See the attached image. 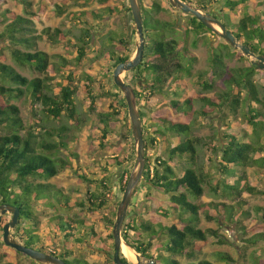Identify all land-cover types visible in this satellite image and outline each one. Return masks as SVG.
<instances>
[{"label": "trees", "instance_id": "1", "mask_svg": "<svg viewBox=\"0 0 264 264\" xmlns=\"http://www.w3.org/2000/svg\"><path fill=\"white\" fill-rule=\"evenodd\" d=\"M77 1L63 0L62 5L73 4ZM185 1L201 10L213 13L207 6L208 0ZM217 1L220 3L219 8L222 13V17L219 18L226 28L232 31L240 41L247 44L253 52L264 55V0ZM4 3L6 0H0V21L2 23L0 50L7 49L11 59L16 64L20 67H27L43 75V77L28 78L18 72L13 65L4 62V57L0 61V204L10 203L19 208L20 215L15 232L18 235V240L24 245L58 256L68 264H98L88 262L83 258L72 257V251L64 247L59 253L48 250L41 243L37 244L39 237L35 234V229L19 227L24 220H35V213L32 210L33 201L48 196L52 188L50 183L35 182L34 179L48 180L58 175L62 168L68 166L62 158L54 156V153L60 148L67 147V143L64 141V131L68 128L62 125L57 129V132L47 130L44 134L39 133L35 129L37 124L27 126L21 117L19 107L10 101L28 95L30 105L36 106L33 108V115L40 120H42V113L45 119L47 117L57 120L64 115L69 121H77L78 117L73 97L76 92L73 85L74 73L69 71L65 83L60 86L58 93H51L49 84L51 79L49 75L53 66L50 62L51 57L48 53L37 48L38 42L44 36L36 34L37 30L32 18L18 14L9 8L3 9ZM24 3L28 4L29 2ZM167 3L171 6L168 0ZM248 4L254 9V13L245 11L237 20L230 18L228 12L235 10L238 6L246 7ZM155 6L157 10L163 9L160 4L156 3ZM107 9L111 13L114 10L111 7ZM141 9L146 38L144 61L127 72L132 75L131 77L136 82L132 86L136 93L138 105H141V99L144 95L141 91L136 90L137 87L143 86L142 89L148 91L149 97L147 99L150 100L156 92L163 89L164 84L169 77L173 76L174 72L190 74L193 63L196 61L194 54L186 48H179L181 44L176 39L165 40L163 38L164 31L174 26L172 23L153 18L142 5ZM64 10L65 8L60 4L55 12L62 14ZM126 10L131 14L129 5ZM78 15L98 17L97 14L85 11L78 12ZM215 16L218 17V15ZM189 17V24L186 27L189 31L196 35H200L204 30L210 31L194 16L189 14ZM82 23L84 27L75 44L77 61H82L89 51H93L95 57H98V51L92 50V43L94 34L99 33L97 25L100 24L99 22H88L87 17ZM132 28L135 30V26ZM150 31L153 32L154 36H151ZM42 33L56 43L70 42V39L58 28L52 32L49 28H45ZM107 40L112 43L116 41L113 34L108 35ZM118 41L126 47L129 44L127 40L122 38ZM126 47L122 48L120 54H115L112 51L107 52L112 61L113 70L118 63L126 62L131 58V53ZM226 48L232 47L226 42L223 45L212 46L211 63L213 75L222 80L227 86V90L220 92L216 98L201 97L203 108L200 110L202 114L206 115L211 112L205 108L222 111L228 105V109L235 113L239 106L244 104L247 109L246 123L249 127L243 129L242 132H223L221 134L223 141L213 148L215 168L223 174L224 178H217L212 189L215 195L224 197V202L198 204L189 199V197L199 199L204 193V185L207 181L206 175L196 163L197 143L200 139L191 136L190 122L153 114L149 117L151 120L154 119L156 125L153 132L147 135L146 128L143 126L146 164L139 185L141 183L148 191L144 200H141L138 205L131 203L132 209L130 208L126 213L121 235L136 253L153 259L158 264H183L174 257L184 255L192 258L195 256V251L201 250V247L208 242L210 237H221L216 229L200 227L202 207H206L205 217L208 221H232L239 224L238 230L241 231L242 235H245L250 226L245 223L242 224L243 222L240 223L242 220L238 216L246 218L250 215V211L243 194H264V190L252 187L247 182L242 183L246 178V168L264 164V156L254 157V154L262 155L264 153V86H259L254 79V75L261 70L253 67L241 52H237V55L246 60L247 64L241 67L227 68L225 59L233 55L234 52H227L225 51ZM61 59L63 63L59 64L60 69H65L68 61L65 58ZM56 69L60 70L59 67ZM105 75L109 76L107 73ZM84 77L87 80L85 91L92 112H97V98L108 96L112 99L110 111L97 112L98 120L102 124L101 138L105 139L111 131L112 122L117 119L116 116L121 111L124 110L125 112L124 122L128 120L125 98L115 84L116 91L103 90L95 94L91 88L95 82V76L87 72ZM175 77L176 75L173 76V78ZM198 77H203V74L200 73ZM180 80H175L178 85H181ZM99 83L102 87L101 81ZM202 85L205 89H212L214 87L213 78L209 82L203 81ZM242 91L245 92L243 97L240 96ZM173 93L177 94L176 91ZM170 104L172 111L177 112L182 107L183 114L192 115V97L183 100L181 104L178 100L173 99ZM140 116L141 121H143L146 114L140 111ZM129 133L132 139L128 158L134 159L136 150L131 126ZM54 134H57L59 141L49 140ZM153 145H157L158 148L154 158L148 154L149 147ZM113 160L117 165H123L126 159H120L117 156L110 161ZM129 174L130 172L128 175H122L119 179L121 182L125 179L122 191H124ZM81 177L85 178V175H81ZM228 177H232L233 182H229ZM139 185L136 192H139ZM99 187H103L105 191L109 190L107 189L109 188L108 180L105 176L100 180ZM151 188L167 195V199L158 200L149 191ZM88 201L90 211L101 209L106 203V194L100 189H95L89 193ZM143 201H146L145 206H143ZM226 201H233L234 205L228 204ZM236 207L239 209L237 213H234ZM53 208H55L54 205ZM254 209L260 215L255 218L256 221H261L264 226L263 209L259 206ZM105 219L108 225H113L114 220L112 218ZM61 229L63 232L65 231L64 235L68 240L73 237L76 227L71 225V221L64 220ZM91 231L93 234L95 233L94 230ZM0 233L3 234L2 225H0ZM107 236L111 240L110 245L100 236L93 235L91 239L97 243L98 249L107 256L108 260L116 264L113 260L115 249L112 228H110ZM160 238L161 241L153 245L152 240ZM0 241L5 247L3 250L0 249V264H18L16 257L20 253L5 245L1 238ZM218 241L219 243L226 242L220 238ZM242 243L245 245H238L239 264H247L248 259L251 260V264H264V246L258 248L261 252L260 255H256L255 250L247 253L249 248L257 246L258 243L264 245V229L249 238H243ZM151 248L159 251V253L153 256L149 252ZM219 257L225 261H234L229 254L224 252H220ZM121 261L123 263L128 262L122 256ZM196 264L214 263L204 259Z\"/></svg>", "mask_w": 264, "mask_h": 264}, {"label": "rangeland", "instance_id": "2", "mask_svg": "<svg viewBox=\"0 0 264 264\" xmlns=\"http://www.w3.org/2000/svg\"><path fill=\"white\" fill-rule=\"evenodd\" d=\"M24 2L29 3L25 4ZM62 3L63 0H6V3L2 5L3 9L9 8L18 14L32 18L37 30L36 34H42L44 36L43 39L38 42L37 48L48 53L51 57L50 62L53 64L49 75V77H51L49 80L51 93H58L60 86L65 83V78L69 71H72L75 75L73 85L76 88L73 97L78 117L77 121H69L64 115L57 120L47 117L45 119L43 113L41 114L42 120L35 118L33 115V108L36 106L30 105L28 95L10 101L19 107L21 117L27 126H35V124H37L35 129L39 133L44 134L47 130L57 132V129L62 125L68 128L64 131V141L67 143V147H62L54 153V156L62 158L67 162L68 166L62 168L58 175L48 180L41 178L34 179L35 182H48L52 185V188L48 196L33 201L32 210L35 213V220H24L19 227L35 229V234L39 237L37 244L41 243L43 247L48 250L59 253L64 247L72 251V257L83 258L88 262H96L98 264H113L112 261L108 260L107 256L98 249L97 243L92 240L91 237L93 235L97 237L100 236L107 241L108 245L111 244V240L107 235L112 226L108 225L105 218H112L115 220L116 209L122 198V187L125 180L123 179V182H121L119 179L122 175H128V172L131 171L136 152L134 154V159L128 158L132 139L129 133L131 123L129 115L128 120L124 122V110L121 111V113L116 116L117 119L112 122L111 131L107 134L106 138H101L102 124L98 120L97 112L110 111L112 99L108 96L97 98V112H92L89 108L90 102L85 91L87 80L84 76L87 72L95 76V82L91 86L95 94L103 90L116 91L112 80V61L107 52L112 51L115 54H120L122 48L126 47L124 44L121 45L118 41L122 38L129 42L126 48L128 52L131 53V56H133L136 50L138 37L136 30L132 28L134 22L132 21L131 14L126 10V7L129 5L128 0H78L76 3L68 5H62ZM140 3L153 18L164 22H170L174 25L169 30L164 31L163 38L165 40L171 38L176 39V41L181 44L179 48H186L196 57L190 74L174 72L173 76L176 75V77H169L163 89L156 92L150 100L147 99L149 94L147 90L142 89L143 86L136 88L137 91H141L142 95H144L141 99V105H138L139 111L146 114V117L142 121V128L143 126L146 128L147 135L153 132L156 125L154 124V119L151 120L149 118L153 116V114L166 116L174 120L180 119L190 122L192 127L191 136L200 139L197 143L198 152L196 163L206 175L207 181L204 185L203 195L199 199L191 197H189V199L198 204L224 202V197L215 195L212 189L217 178H224L223 174L215 168L216 163L214 160L213 148L223 141L221 137L223 132H242L243 129L249 127L246 123L247 109L244 104H241L235 113L228 109V105H226L222 111L204 107L207 111L211 112L206 115L202 114L200 110L203 108L201 97L216 98L220 92L227 90V86L222 80L213 75L211 63L212 46L223 45L225 40L210 31L207 32L204 30L205 32L203 31L200 35H196L194 32L189 31L186 28L189 24V14L176 10L167 3V0H140ZM156 3L160 4L163 9L157 10L155 6ZM60 4L65 8L62 14L55 12ZM207 6L213 11V13H210L222 17L219 8L220 3H218L217 0H208ZM108 7L114 8L112 13L107 9ZM80 11L97 14L98 17L95 18L91 15L79 16L78 12ZM245 11L254 13V9L248 4L246 7L238 6L235 10L228 12V14L232 20H237ZM86 17L88 22H99L100 24L97 25L99 33L94 34L92 43V50L98 51V57H95L93 51H89L82 61H77L75 44L84 27L82 22H84ZM45 28H49L50 32L55 28L60 29L64 35L70 39V42H53L46 34L42 33ZM1 30L2 23L0 21V31ZM110 34L114 35L116 40L114 43L107 40ZM150 34L154 36L151 31ZM225 51L234 52L233 55L225 59L227 68L241 67L247 64L246 60L237 55V52H240L239 50L232 47L226 48ZM3 57L4 62L13 65L22 75L28 78L43 77V75L27 67H20L16 64L11 59L7 49L3 51L0 50V61ZM61 58H65L68 61V65L65 69H60L59 64L63 63ZM56 67H59L60 70H57ZM106 73L109 76H106ZM200 73L203 74L201 78L198 77ZM131 76L132 75L127 72L121 74V77L126 83L130 81V85L133 83L136 84ZM211 78H213L214 87L212 89H205L202 85L203 81L209 82ZM179 79H181V85H178L175 81ZM254 79L259 86H264L263 71L256 73ZM100 81L103 88L100 86ZM174 91H176L177 94H174ZM244 95L245 92L242 91L240 96L243 97ZM189 97H192L193 105L191 116L183 114L182 107L179 108L177 112L171 110V100L176 99L181 104L183 100ZM38 108H40V106H38ZM49 140L59 141L57 134H54ZM157 149V145L149 147L148 154L152 156V158L156 157ZM117 156L120 159H126L123 165H117L114 160L110 161ZM263 156L264 153H262V155L254 154L255 158ZM245 172L246 178L242 183L247 182L252 187L264 190V164L253 165L246 168ZM81 175H85V178H82ZM104 176L108 180V191H105L103 187L98 188L100 180H102ZM228 181L233 182V178L228 177ZM139 186V192H136V190L134 191L129 209H132L131 203L138 205L141 200H144L145 194L148 191L141 183ZM95 189H100L105 192L106 203L101 209L90 211L88 209V196L89 193L93 192ZM149 191L156 196L158 200L167 199V195L156 191V189L151 188ZM243 198L247 201V206L250 211V215L246 218L238 216L239 219L242 220L240 223L243 222L242 224L245 223L250 226L245 235H242L241 231L238 230L237 226H239V224L232 221H208L205 217L206 207H202L200 211V227L216 229L221 237H210L208 242L201 247V250L195 251V256L192 258H188L184 255H176L174 258L183 264H196L204 259L214 264H239L240 256L238 245H245L242 243V239L249 238L253 234L263 231L264 229L261 221H256L257 219L255 218H258L260 215H258L254 209L259 206L263 209L262 212L264 213V194H243ZM226 202L234 205L233 201ZM53 205L55 208H53ZM145 205L146 201L143 203V206ZM236 208L234 213L238 212L239 207ZM9 215L10 213L4 215L2 222L7 220ZM64 220L71 221V225L76 227L73 237H70L68 240L65 238V231L63 232L61 229V224ZM91 230H94L95 233L93 234ZM15 231L16 227L13 232L18 240V235H16ZM0 238L2 240V233H0ZM219 238L226 240V242L219 243ZM159 241H161V238L153 239V245H156ZM262 246H264L263 243H258L257 246L249 248L247 253L255 250V254L260 255L261 252L258 248ZM3 248L5 247L0 241V249L3 250ZM153 248H151L149 252L153 256H156L159 251ZM220 252L229 254L234 261L229 262L220 259ZM134 253L136 254L135 251ZM120 256L126 258L128 262H132L123 255L122 252H120ZM16 258L18 264H40L22 253L17 255ZM144 259L148 258L144 257ZM250 262L251 260L248 259L247 264H251Z\"/></svg>", "mask_w": 264, "mask_h": 264}, {"label": "water", "instance_id": "3", "mask_svg": "<svg viewBox=\"0 0 264 264\" xmlns=\"http://www.w3.org/2000/svg\"><path fill=\"white\" fill-rule=\"evenodd\" d=\"M168 1L176 10L194 16L198 21L203 23L205 27L214 32L217 36L223 38L225 42L228 43L231 47L239 50L242 55L249 60L250 64L253 67L264 72V55L256 54L255 52H253V50H251V48L247 44L240 41L232 31L226 28L225 24L219 17L213 15L210 12L203 11L197 6L186 2L185 0ZM128 3L131 10V17L132 21L134 22L138 41L136 42V50L133 56H131L128 61L120 62L114 67L112 80L122 92L126 101L128 115L131 123L133 141L135 144L136 156L133 167L126 181L122 198L117 205L116 216L112 225V236L115 249L113 260L116 264H158L153 259H144L143 255L139 253H136V260L134 262L132 261L123 263L120 258L122 244L128 246L121 235L123 222L130 207V202L134 191L139 185L140 180H142L146 164L145 141L143 138L142 121L137 104L136 93L133 86L126 83L121 77L122 73L130 71L144 60V46L146 42L140 0H128ZM7 213H11V218L3 224L2 228V240L5 245L16 250L19 253L30 257L32 260L40 264H68L58 256L26 246L23 243L19 242L16 239L13 231L18 224L20 210L13 204L1 203L0 224L3 220V216Z\"/></svg>", "mask_w": 264, "mask_h": 264}, {"label": "bare ground", "instance_id": "4", "mask_svg": "<svg viewBox=\"0 0 264 264\" xmlns=\"http://www.w3.org/2000/svg\"><path fill=\"white\" fill-rule=\"evenodd\" d=\"M121 251L130 261L136 260V254L134 253V251L125 244H122Z\"/></svg>", "mask_w": 264, "mask_h": 264}, {"label": "flooded vegetation", "instance_id": "5", "mask_svg": "<svg viewBox=\"0 0 264 264\" xmlns=\"http://www.w3.org/2000/svg\"><path fill=\"white\" fill-rule=\"evenodd\" d=\"M207 28V27H206ZM210 32H212L211 30H210ZM214 33V32H213ZM215 34V33H214ZM217 36V35H216ZM143 62V61H142ZM141 62V63H142ZM6 215V214H5ZM4 217V216H3ZM9 218L7 219V220H5V221H3V222H1V224L0 225H2V228H3V224L4 223H6L8 220H10V218H11V213H10V215L8 216ZM18 225V224H17ZM122 252V251H121ZM114 255V254H113ZM120 258H121V256H120Z\"/></svg>", "mask_w": 264, "mask_h": 264}]
</instances>
